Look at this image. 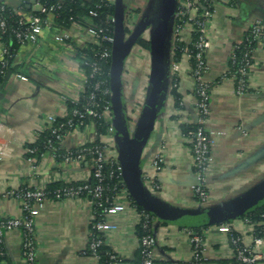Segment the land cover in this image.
Instances as JSON below:
<instances>
[{
	"label": "crops",
	"instance_id": "0c3cea01",
	"mask_svg": "<svg viewBox=\"0 0 264 264\" xmlns=\"http://www.w3.org/2000/svg\"><path fill=\"white\" fill-rule=\"evenodd\" d=\"M1 1L10 9L29 11L23 0ZM150 2L122 0V8L125 15L131 11L137 24ZM37 7L33 4L29 9ZM263 17L264 0H213L206 31L204 75L211 86L209 116L204 125L212 140L211 162L206 173L208 200L205 205H198L192 191L195 179L191 145L182 126L194 123L196 115L188 62L183 61L177 86L180 104L177 107L168 92L141 158V170L148 167L155 154L163 159L157 179L159 189L153 193L159 201L182 209H208L232 201L264 181V46L258 45L251 56L247 93L237 95L233 80L221 79L228 69L233 47ZM62 32H68L73 38L58 43L55 38ZM87 40L79 26L57 27L54 15H50L36 44L16 48L12 66L17 70L11 71L4 84L0 107V219L21 216L19 200L13 192L22 187L45 189L52 183L64 185L89 177V160L82 165L64 164L60 156L46 152L31 164L25 156L28 145L38 136L37 131L45 127L46 118L64 117L67 100L81 91L84 76L77 65L75 48H82ZM3 47L6 45L0 38V52ZM170 63L171 57L168 67ZM17 75L26 77L27 81H21ZM138 81L136 77L131 81L129 91L135 99L143 93L138 92L143 83ZM94 135L91 128L72 132L64 138L60 151L94 142ZM90 217L91 209L82 198L48 199L35 217V264H103L85 252ZM109 220L117 228L103 235L105 256L114 255L113 264H140L135 211L128 209ZM228 225L230 234L251 244L253 232L243 218ZM152 230L155 264H192L189 239L182 228L154 221ZM198 233L207 251V264H237L229 233H219L216 226L204 227ZM21 239V230L4 235L0 264H24ZM260 253L257 264H264V244Z\"/></svg>",
	"mask_w": 264,
	"mask_h": 264
},
{
	"label": "built area",
	"instance_id": "2783aa9c",
	"mask_svg": "<svg viewBox=\"0 0 264 264\" xmlns=\"http://www.w3.org/2000/svg\"><path fill=\"white\" fill-rule=\"evenodd\" d=\"M86 2H94L95 10L89 12V16L97 18V9L102 7H111L114 5V0H84ZM235 0H229L234 2ZM212 2L213 0H177L176 9L173 17L172 31H171V46L169 54L171 63L168 67V92L178 86V73L183 61L188 62L189 74L193 83V96L195 101V115L194 123L197 127L194 131H189L187 137L192 152V162L194 170L195 182L192 186L193 195L198 205L203 206L207 203L208 193L206 189V173L211 162L210 149L212 140L206 134L204 125L209 116L210 108V93L211 86L204 79L207 70L205 60V52L207 49V24L212 16ZM61 0H55L51 5H44L35 0L37 5L36 10H30L28 13L19 12L10 9V11L17 16L16 27L11 30L15 39L20 45L36 44L38 37L41 35L42 29L46 26V19L50 15H54L59 8ZM6 8L4 3L0 0V38L6 33L8 26L7 21L2 16V11ZM129 20V22H128ZM124 24L128 22V29L125 36L128 37L134 28V20L124 16ZM106 23L113 24V15L108 16ZM79 26L83 33L88 37L87 42L82 48H75L76 50L89 49V52L83 53L76 61L78 67L81 69L84 80L81 91L74 97L68 99L72 104H76L81 93L90 86L91 91L81 106L80 109L74 108L71 111L70 118L67 117L65 121L57 122L58 119L53 116H48L45 120V127L37 131H43L45 128L50 130L52 140L46 143V152L52 153L54 157H61L64 164L82 165L89 160L90 171L89 177L86 180L77 182H69L62 187L54 190L51 193L44 188H27L22 187L13 194L19 200L21 216L15 218L0 219V246L2 247L3 237L5 234L14 230L22 231L21 239V253L24 264H35V245H34V223L38 210L44 207L48 199L64 200V199H83L87 206L91 209V217L89 222V231L87 233V241L85 252L98 260L101 256V247L104 245L103 235L116 230V224L111 220L118 215L123 214L130 209L135 211L138 216V225L144 231H152L142 235L138 238V251L140 256V264H155L153 248L155 245V237L153 236V222L156 219L145 211H139L137 207L131 202V198L125 187L122 179V173L117 161V152L115 150L114 132L111 124V104H110V87H105L106 80L103 78L102 64L111 58V46L113 43V35L107 34L97 24L81 25ZM197 33V39L192 42L190 38L191 33ZM248 35L252 40H256L258 45L264 46V17L256 20L248 29ZM72 35L68 32H62L57 35L55 40L62 44L70 40ZM177 43H183V56L177 61H172L173 51ZM191 46L192 50L188 49ZM237 44L233 47L229 61L230 64L236 65L237 57L235 50ZM254 51H246L241 58L240 63L236 67L235 74L229 71V68L221 76L223 78H230L235 84V91L237 95L247 93V76L251 65V56ZM8 53L7 47H3L0 52V75L3 73L2 69L5 67L6 55ZM150 62V61H149ZM150 67V65H149ZM124 71V68H123ZM109 75V74H108ZM21 81H27L26 77L17 75ZM220 79V80H221ZM123 96L126 105L127 117L128 115L129 98L132 104L137 106V98H127L125 86H123ZM105 97H109L108 100ZM134 100V101H133ZM128 103V104H127ZM143 105V103H141ZM133 110V109H132ZM67 115V112L64 117ZM73 119H78L79 124L75 125ZM88 120L84 124V120ZM102 120L108 124L105 142L100 143V137L97 135L96 125L93 120ZM86 128H91L95 134L94 142L79 145L77 148L69 149L64 154H59L64 138L72 132L83 131ZM34 149L29 148L26 153L33 155ZM45 152V153H46ZM43 153V154H45ZM41 155V157L43 156ZM40 157V158H41ZM28 163H34L35 157L28 156L26 158ZM163 159L161 155L155 154L150 161L147 168L141 172L142 181L145 187L152 193L159 189L157 182L158 175L162 170ZM243 221L250 225L253 232L251 244L243 243L241 238L237 235L230 234L231 227L227 224H220L216 229L221 234L229 233V243L233 252L234 261L237 264H257L261 258V248L264 244V238L261 235L257 237L255 234V224L248 218H243ZM189 239L191 247V263L192 264H207V251L203 245L202 236L192 229H183ZM116 257L110 253L106 254V259L103 264H113Z\"/></svg>",
	"mask_w": 264,
	"mask_h": 264
},
{
	"label": "water",
	"instance_id": "95a60500",
	"mask_svg": "<svg viewBox=\"0 0 264 264\" xmlns=\"http://www.w3.org/2000/svg\"><path fill=\"white\" fill-rule=\"evenodd\" d=\"M23 1L27 9L35 3V0ZM176 4L177 0H151L142 20L135 24L130 35L126 37L122 0H114L113 43L109 67L111 124L122 179L135 204L152 215L157 224H168L182 229H200L242 216L263 201L264 181L232 201L208 209L172 207L159 201L142 181V154L168 94L169 50ZM145 31H148L149 35V74L142 108L131 126L123 96L122 73L128 53ZM10 76L11 72L7 71L0 83V107L4 100L2 89Z\"/></svg>",
	"mask_w": 264,
	"mask_h": 264
},
{
	"label": "trees",
	"instance_id": "16d2710c",
	"mask_svg": "<svg viewBox=\"0 0 264 264\" xmlns=\"http://www.w3.org/2000/svg\"><path fill=\"white\" fill-rule=\"evenodd\" d=\"M39 2L44 4V5H51L52 3L55 2V0H39ZM94 2L93 1L86 2L84 0H61L59 8L54 13L55 25L57 27H61V28H69L71 25H73V23H78L81 25H87V24H95L96 25L97 24L100 28L106 30L105 32L107 34L113 35V24L112 23L111 24L106 23V20H107L108 16H111L114 14V7L113 6L102 7L101 9H97L96 11H97L98 16H97V18H93V17L89 16V12L93 9L95 10ZM28 10L30 11V9H28ZM28 10L25 9V11H28ZM1 13H2V16L5 18V20L7 21V26H8L6 33H4L1 36V41H3V43L6 45V47L8 49V53H7L6 58H5V61H6L5 67L2 69L3 73L0 75V83L2 82L3 77L7 71L16 72L17 67L12 66L13 55L16 51V48L20 45L11 32V30L16 27L17 16H15L10 11V8H8V7H6ZM190 38H191L192 42H194L197 39V33L196 32L191 33ZM135 44L137 46H140L141 48H143L145 50H149V43L147 40H143L141 38H138ZM263 44H264V42H263ZM183 47H184L183 43H177L176 44V48L173 51V55H172V61L173 62H177L182 58V56H183L182 48ZM257 48H258V42L256 40H252L249 37L248 31H247V33L243 37L242 41L239 44H237V48L235 50V55L237 57L236 65H232V64H230V61H228L229 71L233 72L235 74L236 67L240 63L242 55L246 51H249V52L255 51ZM188 49L192 50L191 46H188ZM86 52H89V49L76 50V57L80 58V56ZM109 67H110L109 60L106 63L102 64L103 78L107 81L105 87H108ZM90 91H91V88L89 86L88 88H86L84 90L83 93L80 94L79 99H78L76 104H72L69 101H67V103H66L67 115L65 118L58 119L57 122L65 121L67 119V117L70 118V114H71L72 109H74V108L80 109L81 106L83 105V103L85 102V100L87 99ZM170 95L175 100V104H177V107H178L180 104V101H181V96L177 92V88L171 89ZM105 99L108 100L109 97H105ZM93 121L95 122V125H96L97 135H99V136L100 135H106L108 124L104 123L102 120L95 119ZM128 121H129V119H128ZM73 122L75 125L79 124L78 119H73ZM87 123H88V120L87 119L84 120V124H87ZM196 127L197 126L195 124H191L188 126L187 125L182 126V132L187 137V133L189 131H194L196 129ZM52 139L53 138H52V135L50 133V130L48 128H45L43 131L39 132L36 140L33 143L29 144L27 147L28 149L29 148L34 149L35 150L34 154L29 155L26 153L25 156L26 157L34 156L35 159H40L41 155L47 151V149H46L47 141L52 140ZM61 152L62 151H59V154ZM61 154H64V151ZM62 186L63 185L60 183H52V184L47 185L45 190L47 192H49L50 196H51V193L54 190H56ZM130 200L137 207V209L139 211H143V209L139 205L135 204V202L132 199H130ZM242 218H248L252 223L255 224V234L257 237H260L262 235L263 230H264V200L259 202L256 206H254L249 211L245 212V214H243L242 216H239V217L232 219L230 221L226 220L225 222H222L220 224L230 223L233 220L242 219ZM220 224H218V225H220ZM200 229H202V228H200ZM200 229H192V230L198 232ZM148 233L150 234V233H152V231H150V230L144 231L140 225H137L138 238H140L142 235H145ZM1 249H2V247L0 246V254H1ZM104 252H105V247L102 246L101 247V257H100L101 263H103L106 259ZM1 260H2V257L0 256V261Z\"/></svg>",
	"mask_w": 264,
	"mask_h": 264
},
{
	"label": "rangeland",
	"instance_id": "374dc122",
	"mask_svg": "<svg viewBox=\"0 0 264 264\" xmlns=\"http://www.w3.org/2000/svg\"><path fill=\"white\" fill-rule=\"evenodd\" d=\"M126 16L128 17V19L129 18L131 19L132 18L131 11L127 12ZM128 22L126 23V25L123 24L125 32H127V29H128ZM125 26L127 29H125ZM134 26H135V23H134ZM139 38L148 41L149 39L148 31H145L144 33H142ZM148 51L149 50H145L141 48L140 46H137L136 44H134L130 52L128 53V56L125 59V63H124V71L122 73V76H123L122 82H123V85L125 86V92L126 94H128L127 98L130 97L129 91H130V87L132 88L131 81H133L136 77L137 79H139V81L142 80L143 82L138 89V92L142 90L143 93L141 94L139 98H137V101L138 102L140 101L139 103H136L137 106L133 105L131 98H129L130 100H129V107H128V115L131 118L130 120L133 121V123H130L131 126H133L135 121L137 120L138 114L142 108L141 103L144 102V98H145L147 79H148V74H149V65H150ZM105 140H106V137L102 135L99 141L100 143H103L105 142Z\"/></svg>",
	"mask_w": 264,
	"mask_h": 264
}]
</instances>
